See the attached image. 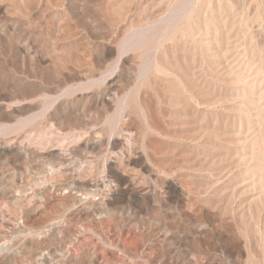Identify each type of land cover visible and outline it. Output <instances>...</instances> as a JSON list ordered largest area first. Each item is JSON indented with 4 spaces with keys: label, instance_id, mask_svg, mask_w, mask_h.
<instances>
[{
    "label": "rangeland",
    "instance_id": "374dc122",
    "mask_svg": "<svg viewBox=\"0 0 264 264\" xmlns=\"http://www.w3.org/2000/svg\"><path fill=\"white\" fill-rule=\"evenodd\" d=\"M0 248L264 264V0H0Z\"/></svg>",
    "mask_w": 264,
    "mask_h": 264
},
{
    "label": "bare ground",
    "instance_id": "6f19581e",
    "mask_svg": "<svg viewBox=\"0 0 264 264\" xmlns=\"http://www.w3.org/2000/svg\"><path fill=\"white\" fill-rule=\"evenodd\" d=\"M70 134H72V133H70ZM70 134H69V135H70ZM76 134H77V133H76ZM78 134H79V133H78ZM80 134H81V133H80ZM88 135H89V134H88ZM46 136H47V135H46ZM73 136H75V135H73ZM80 137L82 138V136H80ZM80 137H79V138H80ZM87 137H88V136H87ZM87 137H86V139H87ZM66 138H67V137H66ZM71 138H72V136H71ZM71 138H70V139H71ZM76 138H77V137H76ZM67 139H68V138H67ZM70 139H68V140H70ZM82 139H83V138H82ZM86 139H85V140H86ZM63 140H64V139H63ZM77 140H79V139H77ZM77 140H76V141H77ZM61 141H62V140H61ZM70 141H73V140H70ZM88 141L90 142V139H88ZM91 141H92V139H91ZM115 141H116V142H117V141L119 142V140H116V138H115ZM48 142H49V141H48ZM52 142H53V141H52ZM59 142H60V141H59ZM59 142H58V143H59ZM83 142H84V140H83ZM83 142H82V143H83ZM89 142H88V143H89ZM92 142L95 143V141H92ZM96 142H97V141H96ZM44 143H45V142H44ZM61 143H62V142H61ZM64 143H65V142H64ZM68 143H69V142H68ZM98 143H99V142H98ZM51 144H52V143H51ZM56 144H57V142H56ZM56 144H55V145H56ZM69 144H70V143H69ZM79 144H80V143H79ZM85 144H86V142H85ZM119 144H120V142H119ZM119 144H118V145H119ZM40 145H41V144H40ZM49 145H50V143H49ZM57 145H58V144H57ZM60 145H61V144H59V146H60ZM67 145H68V144H67ZM83 145H84V144H83ZM90 145H91V143H90ZM98 145H99V144H98ZM116 145H117V144H116ZM63 146H64V145H63ZM79 146H81V145H79ZM96 146H97V145H96ZM114 146H115V145H114ZM46 147H47V146H45V148H46ZM64 147H65V146H64ZM92 147H93V145H92ZM94 147H95V146H94ZM94 147H93V148H94ZM66 148H67V147H66ZM77 148H78V147H77ZM113 148H114V147H113ZM54 149H55V148H54ZM57 149H58V148H57ZM61 149H62V148H61ZM61 149H60V150H61ZM75 149H76V148H75ZM75 149H74V150H75ZM80 149H81V147H80ZM84 149H85V148H84ZM84 149H81V150H82V153H84V152H83V151H85ZM91 149H92V148H91ZM7 150H8V149H7ZM47 150H48V149H47ZM67 150H68V149H67ZM72 150H73V149H72ZM8 151H9V150H8ZM45 151H46V150H45ZM62 151H63V150H62ZM64 151H65V150H64ZM78 151H79V150H78ZM89 151H90V150H89ZM71 152L74 153V152H77V151H71ZM71 152H70V153H71ZM80 152H81V151H80ZM66 153H67V152H66ZM78 153H79V152H78ZM56 156H57V155H56ZM59 157H60V156H59ZM132 159H133V158H132ZM140 162H141V164H142V160H141ZM145 162H146V161H145ZM145 162H144V163H145ZM147 162H148V161H147ZM135 163H136V162H135ZM149 163L151 164L150 160H149ZM138 164H139V163H138ZM138 164H137V165H138ZM141 164H140V165H141ZM130 165H131V164H130ZM143 165H144V164H143ZM143 165H141V166H143ZM145 165H146V163H145ZM147 165H148V163H147ZM147 165H146V166H147ZM151 165H152V164H151ZM134 166H135V165H134ZM138 167H139V166H138ZM150 167H151V166H150ZM84 168H85V167H84ZM110 168H111V167H110ZM142 168H143V167H142ZM145 168H146V167H145ZM87 169H88V167H87ZM140 169H141V168H140ZM140 169H139V170H140ZM146 169L148 170V168H146ZM151 169H152V168H151ZM115 170H116V169H115ZM149 170H150V169H149ZM143 171H144V170H143ZM77 172H78V171H77ZM146 172H147V171H146ZM150 172H151V171H149V173H150ZM121 173H123V172H121ZM138 173H140V171H139ZM142 173H143V172H142ZM147 173H148V172H147ZM74 174H75V173H74ZM124 174H126V173H124ZM115 175H116V174H115ZM126 175H127V174H126ZM139 175H140V174H139ZM144 175H145V174H144ZM152 175H153V174H152ZM110 176H111V174H110ZM124 176H125V175H124ZM124 176H123V178H124ZM127 176H128V175H127ZM142 176H143V175H142ZM77 177H78V176H76L75 179H76ZM112 177H113V176H111V178H112ZM114 177H115V176H114ZM120 177H121V176H120ZM139 177H140V176H139ZM144 177H146V175H145ZM147 177H149V176H147ZM155 177H156V176H155ZM73 178H74V177H73ZM73 178H72V179H73ZM137 178H138V177H137ZM149 178H150V177H149ZM79 179H80V178H79ZM125 179H126V178H125ZM128 179H129V178H128ZM130 179H131V178H130ZM130 179H129V181H130ZM133 179H136V178H133ZM133 179H132V180H133ZM140 179H141V178H140ZM73 180H74V179H73ZM80 180H81V179H80ZM80 180H78V183L81 182ZM82 180H83V179H82ZM116 180H117V179H116ZM119 180H120V179H119ZM79 181H80V182H79ZM117 181H118V180H117ZM123 181H124V180H123ZM129 181H127V182H129ZM82 182H83V181H82ZM82 182H81V183H82ZM88 182H89V181H88ZM131 182H132V181H131ZM119 183H121V182H119ZM168 183H169V182H168ZM171 183H172V182H171ZM174 183H175V182H174ZM174 183H173V184H174ZM173 184H171V185H173ZM175 184H176V183H175ZM81 185H82V184H81ZM84 185H85V184H84ZM84 185H83V186H84ZM129 185H130V184H129ZM86 186H87V185H86ZM89 186H90V183H89ZM89 186H88L87 188H89ZM75 187H76V186H75ZM92 187H93V185H92ZM92 187H91V188H92ZM123 187H124V186H123ZM131 187H132V186H131ZM135 187H136V186H135ZM169 187H170V186H169ZM173 187H175V185H173ZM84 188H85V187H84ZM127 188H128V187H127ZM124 189H125V188H124ZM183 189H184V188H183ZM111 191H113V190H111ZM123 191H126V189L123 190ZM128 191H129V190H128ZM180 191H181V189H180ZM134 192H135V191H134ZM174 192H175V191H174ZM174 192H173V193H174ZM113 193H114V191H113ZM113 193H112V194H113ZM122 193H123V192H122ZM131 193H133V192H131ZM175 193H176V192H175ZM181 193H183V192H181ZM114 194H115V193H114ZM123 194H124V193H123ZM123 194H122V195H123ZM138 194H139V193H138ZM142 194H143V193H142ZM142 194H141V195H142ZM116 195H117V194H116ZM124 195H125V194H124ZM136 195H137V192H136ZM143 195H144V194H143ZM178 195H179V194H178ZM180 195H182V194H180ZM137 196H138V195H137ZM137 196H136V197H137ZM175 196H176V195H175ZM92 197H93V196H92ZM117 197H118V196H117ZM122 197H123V196H122ZM136 197H135V198H136ZM176 197H177V196H176ZM139 198H140V197H139ZM143 198H144V196H143ZM148 198H149V197H148ZM178 198H180V197H178ZM178 198H177V199H178ZM131 200H132V199H131ZM139 200H142V199H139ZM139 200H137V201H139ZM142 201H143V200H142ZM148 201H149V200H148ZM126 202H127V201H126ZM134 204H135V203H134ZM136 204H137V203H136ZM138 204H139V203H138ZM93 205H95V204L93 203ZM128 207H129V206H128ZM88 208H89V207H88ZM85 211H86V210H85ZM92 213H93V212H92ZM90 216H91V215H90ZM80 218H81V217H80ZM100 218H101V217H100ZM130 218H131V217H130ZM128 219H129V218H128ZM74 220H75V219H74ZM138 220H139V219H138ZM96 221H97V220H96ZM128 221H129V220H128ZM126 222H127V221H126ZM95 223H96V222H95ZM132 223H134V221H132ZM55 224H56V223H55ZM133 225H134V224H133ZM135 225H136V224H135ZM130 227H131V225H130ZM137 228H138V227H137ZM53 229H54V228H53ZM143 229H144V228H143ZM128 230H129V229H128ZM138 230H139V229H138ZM114 232H115V230H114ZM109 234H110V232H109ZM112 234H113V233H112ZM162 234H163V233H162ZM126 235H128V234H126ZM109 236H111V235H109ZM124 236H125V235H124ZM129 236H130V235H128L127 238H128ZM149 236H150V234H149ZM149 236H148V237H149ZM167 236H168V234H166V237H167ZM116 237H117V235H116ZM119 237H120V236H119ZM119 237H118V238H119ZM145 237H146V235H145ZM161 237H162V236H161ZM104 238H105V237H104ZM131 238H132V237H131ZM133 238H134V236H133ZM133 238H132V239H133ZM146 239H147V238H146ZM149 239H150V238H149ZM149 239H148V240H149ZM157 239H158V238H157ZM160 239H161V238H160ZM166 239H167V238H166ZM87 240H88V239H87ZM112 240H113V239H112ZM114 240H115V238H114ZM122 240H123V239H122ZM134 240H135V239H134ZM164 240H165V239H164ZM169 240H170V239H169ZM77 241H78V240H77ZM104 241H105V240H104ZM107 241H108V240H107ZM124 241H125V240H124ZM124 241H123V243H124ZM126 241H127V240H126ZM129 241H130V240H129ZM161 241H162V240H161ZM173 241H174V240H173ZM82 242H83V241H82ZM87 242H88V241H87ZM108 242H109V241H108ZM113 242H114V241H113ZM127 242H128V241H127ZM132 242L134 243V241L131 240V244H132ZM135 242H137V241H135ZM145 242H146V241H145ZM169 242H170V241H169ZM179 242H180V241H179ZM83 243H84V242H83ZM116 243H117V242H116ZM118 243H119V242H118ZM121 243H122V242H121ZM139 243H140V241H139ZM163 243H164V242H163ZM14 244H15V243H14ZM76 244H77V243H76ZM101 244H102V243H101ZM128 244H129V243H128ZM137 244H138V243H137ZM146 244H147V243H146ZM146 244H145V245H146ZM164 244H165V243H164ZM79 245H80V244H79ZM87 245H88V244H87ZM87 245H86V246H87ZM129 245H130V244H129ZM138 245L141 246V244H138ZM138 245H137V246H138ZM162 245H163V244H162ZM8 246H9V245H8ZM73 246H74V245H73ZM73 246H72V247H73ZM90 246H91V245H90ZM90 246H88V247H90ZM114 246H117V245H114ZM121 246H122V245H121ZM125 246H126L127 249H129V247H127L128 245H124V247H125ZM130 246H131V245H130ZM82 247H84V246L82 245ZM88 247H87V249H88ZM97 247H98V246H97ZM107 247H108V246H107ZM135 247H136V246H135ZM141 247H143V246H141ZM141 247H140V251H141ZM147 247H148V246H147ZM75 248H76V247H75ZM85 248H86V247H85ZM0 249L2 250V248H0ZM79 249H80V248H79ZM100 249H101V248H100ZM112 249H113V248H112ZM112 249H111V250H112ZM132 249H135V248H132V246H131V250H132ZM137 249H139V248H137ZM137 249H136V250H137ZM5 250H6V249H5ZM96 250H97V249L95 248V251H96ZM77 251H78V250H76L75 252H77ZM98 251H99V250H98ZM98 251H97V252H98ZM114 251H115V250H114ZM124 251H125V250H124ZM127 251H128V250H127ZM132 251H133V250H132ZM2 252H3V250H2ZM75 252H74V253H75ZM137 252H138V250H137ZM140 253H141V252H140ZM7 254H8V253H7ZM69 255H70V254H69ZM119 255H120V254H119ZM121 255H122V254H121ZM128 255H129V253H128ZM140 255H142V254H140ZM43 256H44V255H43ZM73 256H75V255H73ZM116 256H117V255H116ZM125 256L127 257V255H125ZM129 256H131V255H129ZM133 256H135V255H133ZM145 256H146V255H145ZM143 257H144V254H143ZM42 258H43V257H42ZM62 258H63V257H62ZM138 258H139V257H138ZM122 259H123V257H122ZM148 259H149V258H148ZM64 260H65V259H64ZM119 260H120V259H119ZM159 260H160V259H159ZM50 261H51V260H50ZM66 261H67V260H66ZM148 261H150V260H148ZM55 262H56V261H55ZM79 262H80V261H79ZM93 262H94V261H93ZM111 262H112V261H111ZM96 263H97V262H96ZM104 263H105V262H104ZM45 264H46V263H45ZM91 264H92V263H91ZM102 264H103V263H102Z\"/></svg>",
    "mask_w": 264,
    "mask_h": 264
}]
</instances>
